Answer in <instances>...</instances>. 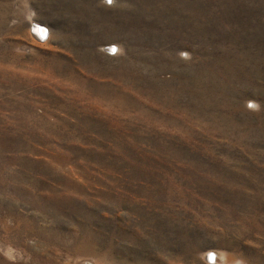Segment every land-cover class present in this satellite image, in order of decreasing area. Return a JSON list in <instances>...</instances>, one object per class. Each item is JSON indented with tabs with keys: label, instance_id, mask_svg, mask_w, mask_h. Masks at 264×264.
Segmentation results:
<instances>
[{
	"label": "rangeland",
	"instance_id": "374dc122",
	"mask_svg": "<svg viewBox=\"0 0 264 264\" xmlns=\"http://www.w3.org/2000/svg\"><path fill=\"white\" fill-rule=\"evenodd\" d=\"M212 250L264 264V0H0V264Z\"/></svg>",
	"mask_w": 264,
	"mask_h": 264
},
{
	"label": "bare ground",
	"instance_id": "6f19581e",
	"mask_svg": "<svg viewBox=\"0 0 264 264\" xmlns=\"http://www.w3.org/2000/svg\"><path fill=\"white\" fill-rule=\"evenodd\" d=\"M5 17V16H3ZM48 29H46V26L44 27V25L42 24H39V23H35L34 24V27H33V35L38 38V39H43V38H46V36L49 34V32L47 31ZM112 45V44H111ZM111 49V48H110ZM115 49L112 48V51H114ZM116 51V50H115ZM91 249H88L87 251H90ZM117 251V250H116ZM5 252L8 256H12L13 258V255L15 254L14 250L12 247H8L7 249H5ZM107 253V252H106ZM224 253V252H223ZM222 253V254H223ZM222 254L220 252H216L214 250L210 251L207 255H205V258L207 261L209 262H212V264H215V262H217V264H219L220 260H221V256ZM225 256H228V255H225ZM224 257V256H223ZM114 261L113 262H109L108 260L104 259V260H101L99 258L95 259V258H89V257H85V258H82V259H76L73 263H70L68 262L67 264H135L134 262L129 261V258L126 257H123L122 259H118V257H113ZM228 258V257H227ZM226 258V259H227ZM225 259V258H224ZM225 259V260H226ZM229 259V258H228ZM223 260V259H222ZM233 260V259H232ZM227 261H230L227 260ZM121 262V263H120ZM138 262V261H137ZM226 262V261H224ZM232 262V261H231ZM139 263V262H138ZM228 263V262H226Z\"/></svg>",
	"mask_w": 264,
	"mask_h": 264
},
{
	"label": "snow or ice",
	"instance_id": "6c2138e0",
	"mask_svg": "<svg viewBox=\"0 0 264 264\" xmlns=\"http://www.w3.org/2000/svg\"><path fill=\"white\" fill-rule=\"evenodd\" d=\"M108 2H109V3H111V2H112V0H108Z\"/></svg>",
	"mask_w": 264,
	"mask_h": 264
}]
</instances>
